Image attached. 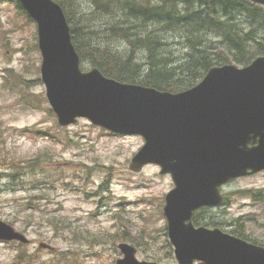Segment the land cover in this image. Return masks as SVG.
Segmentation results:
<instances>
[{"label":"rangeland","instance_id":"1","mask_svg":"<svg viewBox=\"0 0 264 264\" xmlns=\"http://www.w3.org/2000/svg\"><path fill=\"white\" fill-rule=\"evenodd\" d=\"M69 1L75 22L93 31L102 32L112 20L109 13H102L104 18L94 15L92 0ZM112 1H117L113 21L130 25L133 21L125 16L129 0ZM17 2L0 3V161L21 164L0 166V221L31 242L0 241V264H116L123 257L122 242L137 249L140 261L178 264L164 232L172 177L161 175L157 165L149 164L140 173L130 170L133 156L145 143L140 136L114 135L87 119L59 126L41 80L37 25L20 13ZM178 31L163 38L167 54L179 60L186 45ZM99 42L124 55L129 52L122 39ZM139 61H145L144 52ZM224 193L229 204L210 210L213 221L239 218L245 235L264 245V172L230 182ZM228 221L217 227L230 233L236 226ZM42 243L53 250L41 248Z\"/></svg>","mask_w":264,"mask_h":264},{"label":"water","instance_id":"2","mask_svg":"<svg viewBox=\"0 0 264 264\" xmlns=\"http://www.w3.org/2000/svg\"><path fill=\"white\" fill-rule=\"evenodd\" d=\"M264 7V0H247ZM37 24L41 80L60 127L87 119L114 135L140 136L130 170L149 164L170 175L164 216L179 264H264V247L219 228H195L193 212L219 205L230 181L264 171V56L250 65L214 66L194 87L177 93L83 71L70 26L55 0H19ZM0 241L30 243L0 221ZM41 248L53 250L47 244ZM116 264H158L137 259L121 243Z\"/></svg>","mask_w":264,"mask_h":264},{"label":"trees","instance_id":"3","mask_svg":"<svg viewBox=\"0 0 264 264\" xmlns=\"http://www.w3.org/2000/svg\"><path fill=\"white\" fill-rule=\"evenodd\" d=\"M3 1L0 0V3ZM55 1L63 8L70 25L81 68L86 71L87 65H90L89 68L96 67L104 76L122 83L177 93L196 86L214 66L235 63L245 67L264 56V9L247 0H161L157 4L129 0V5H126L129 12L125 16L133 22L128 26L113 21L117 1L92 0L96 10L94 15L104 18L102 13H109L112 18L100 34L91 30L86 23L75 22V12L69 0ZM17 9L29 22L34 23L19 2ZM122 11L124 8H121ZM175 30L180 31L178 34L184 37L186 45L185 54L179 60L167 54V42L163 38ZM210 36L220 39L217 42L211 40ZM110 38L126 41L129 45L128 54L116 51L108 43L99 42L100 39ZM35 48L38 50V45ZM140 52L145 55L143 62L139 61ZM39 158L40 155L35 159ZM17 162L4 164V160L3 163L0 161V166L16 168L21 165ZM214 218L215 214L209 209L201 210L202 226L217 227L228 221L221 219L216 222ZM229 223L231 226L236 223L231 234L259 244L245 235L242 230L244 223L239 222V219H232ZM21 258V255L18 256V261Z\"/></svg>","mask_w":264,"mask_h":264},{"label":"flooded vegetation","instance_id":"4","mask_svg":"<svg viewBox=\"0 0 264 264\" xmlns=\"http://www.w3.org/2000/svg\"><path fill=\"white\" fill-rule=\"evenodd\" d=\"M229 185V184H228ZM228 185H225V186H223L221 189H220V191H221V194H222V197H223V201H222V203H220V205H217L216 207H209V210H219L220 209V207H222V206H228V204H229V202H228V200H227V198H228V196L224 193V190L226 189V186H228ZM173 188V187H172ZM239 219V218H238ZM191 222H192V224L194 225V227H196V228H199V227H201V208L200 209H198V210H196V211H194V213H193V216H192V219H191ZM235 226H236V223H235ZM234 226V227H235ZM234 235V234H233ZM236 236V235H235ZM238 237V236H237ZM240 238V237H239ZM243 239V238H242ZM245 240V239H244ZM246 241H248V240H246ZM248 242H250V241H248ZM250 243H252V242H250ZM253 244H256V243H253ZM257 245H261V244H257ZM170 246H171V249L173 250V248H172V245L170 244ZM262 246H264V245H262Z\"/></svg>","mask_w":264,"mask_h":264}]
</instances>
